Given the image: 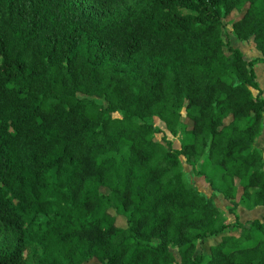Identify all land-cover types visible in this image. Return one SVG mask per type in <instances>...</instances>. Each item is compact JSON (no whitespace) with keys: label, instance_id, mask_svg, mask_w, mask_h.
<instances>
[{"label":"trees","instance_id":"obj_1","mask_svg":"<svg viewBox=\"0 0 264 264\" xmlns=\"http://www.w3.org/2000/svg\"><path fill=\"white\" fill-rule=\"evenodd\" d=\"M234 10L264 60V0H0V264H264L236 210L264 206V98ZM182 160L219 172L232 223Z\"/></svg>","mask_w":264,"mask_h":264},{"label":"rangeland","instance_id":"obj_2","mask_svg":"<svg viewBox=\"0 0 264 264\" xmlns=\"http://www.w3.org/2000/svg\"><path fill=\"white\" fill-rule=\"evenodd\" d=\"M241 16V12L232 11L230 12L224 19V28H223V38L230 42L232 46L237 47L243 54V57L250 61L253 65L256 79L259 85V92L261 93L262 97L264 98V60L261 58V54L259 51L255 48L254 42L251 39H247L245 41H239L236 39L235 35L231 31V23L233 20L239 18ZM256 93L257 91H253ZM117 116V114H114ZM184 122L188 125H190V122L184 118ZM153 122L156 126H158L162 131L156 133V139H160L162 133H164L167 138L171 141L173 148H178L180 144L186 140L180 131L177 132L175 136H172L168 133V131L165 129L164 124L159 121L158 119H153ZM255 146L259 147L260 149L264 150V114L262 118V131L261 135L259 136L258 140L254 144ZM181 167L185 173V177L190 182L194 183L197 189L201 192H203L206 196L212 197L214 203L220 208L224 214L225 220L227 222L232 223L234 221V216L227 212V208L229 205H231L228 201H226L223 196L214 188H217V185L219 184V172L211 173V171L208 168H205L204 166L198 164L195 168H191L189 165H187L183 160L181 162ZM205 173L207 177H210L213 181V185H209V183L206 181L205 176H202L201 173ZM103 191H106L103 189ZM238 213V219L241 222H247L252 219V217H259V211H264V206L256 207L252 210H247L244 206H237L236 208ZM112 214H115L113 210H111ZM261 219V218H260ZM116 222L117 224L124 223V217L122 216H116ZM240 232V229L238 227L229 225L226 228V231H224L225 234L232 233L235 235H238ZM220 239L219 236H211L205 238L202 242L197 243L196 245V253L199 252H208V247L211 244H214L218 242ZM171 251L175 257L176 260H179V255L177 252V249L172 247Z\"/></svg>","mask_w":264,"mask_h":264},{"label":"crops","instance_id":"obj_3","mask_svg":"<svg viewBox=\"0 0 264 264\" xmlns=\"http://www.w3.org/2000/svg\"><path fill=\"white\" fill-rule=\"evenodd\" d=\"M261 207V206H260ZM252 210V209H251ZM261 213H259V217H252V219L256 218V219H259L261 221H264V211H259ZM261 218V219H260Z\"/></svg>","mask_w":264,"mask_h":264}]
</instances>
